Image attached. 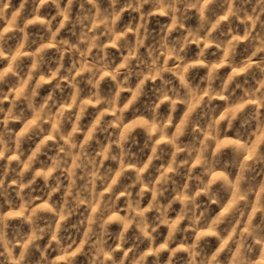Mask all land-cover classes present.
Wrapping results in <instances>:
<instances>
[{"label":"clouds","instance_id":"clouds-1","mask_svg":"<svg viewBox=\"0 0 264 264\" xmlns=\"http://www.w3.org/2000/svg\"><path fill=\"white\" fill-rule=\"evenodd\" d=\"M0 264H264V0H0Z\"/></svg>","mask_w":264,"mask_h":264}]
</instances>
